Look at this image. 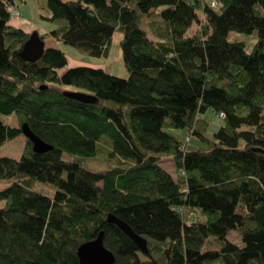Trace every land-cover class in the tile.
I'll return each mask as SVG.
<instances>
[{"label":"trees","instance_id":"trees-1","mask_svg":"<svg viewBox=\"0 0 264 264\" xmlns=\"http://www.w3.org/2000/svg\"><path fill=\"white\" fill-rule=\"evenodd\" d=\"M15 1L0 0V146L26 123L52 149L34 153L24 137L19 158L0 156V180L17 179L0 190V264H79L78 247L100 232L113 264H264V0H45L49 36L90 58H107L121 34L123 78L60 73L59 49L22 60ZM238 35L255 38L250 52ZM168 129L203 146L186 150Z\"/></svg>","mask_w":264,"mask_h":264},{"label":"rangeland","instance_id":"rangeland-1","mask_svg":"<svg viewBox=\"0 0 264 264\" xmlns=\"http://www.w3.org/2000/svg\"><path fill=\"white\" fill-rule=\"evenodd\" d=\"M16 7L19 10L22 16H26L29 19L30 25H31V32L36 31L38 34L42 32L44 27H49L50 24L46 21H43L41 18V15L45 16V8L43 9V5L45 3V0H16ZM41 8V10H39ZM19 13V14H20ZM15 15V14H14ZM13 18L19 19L22 16H14ZM22 26L20 24L15 23V26ZM194 26L190 29L189 33H191L194 30ZM237 35V34H236ZM234 35H230L232 38ZM240 36V35H238ZM242 38V41L245 43V50L246 52H250L252 50L254 40L255 38L250 37L246 38L243 36H240ZM117 42V41H116ZM55 43V42H54ZM45 47H56L59 48L64 54L66 59L69 61L70 64L71 60L79 61L81 64L84 65H95L93 62H98L101 65H103L106 68V71L110 72L113 76L123 78L126 77V71L123 68V65L121 63V58L118 60L117 58H112V61L110 64L104 60L96 59V58H90L83 53H81L79 50L65 45V44H56L53 45V42L50 40H46L44 42ZM120 52L119 45L117 43H113L111 47V53L114 56V53ZM112 56V57H113ZM69 66V65H68ZM68 67H65L64 69L60 70L59 72H64ZM201 117L207 122L208 124V132L210 131H216L222 124V120L218 118V116L210 109L206 110L205 113L201 115ZM10 123L13 121L8 120ZM168 133L175 136L179 142H181L183 145H186V150H195L199 148V146H203V144L197 139L196 137L189 134V132L186 129H168L166 130ZM26 145L25 138L20 135L16 137L13 140L5 142L3 145L0 146V156H8L11 158H19L23 152ZM161 166L168 172L174 174V170L171 164L170 159H162L161 160ZM93 167H97L92 165ZM17 179H10V180H0V190L7 187L11 182L16 181ZM34 190L42 193L45 196H51L53 194L54 188L50 185L41 184V183H35L34 184ZM7 205V201L0 200V208H3ZM227 239L233 243H236L237 245H241V241L239 236H237V233L235 231H231L227 235Z\"/></svg>","mask_w":264,"mask_h":264},{"label":"water","instance_id":"water-1","mask_svg":"<svg viewBox=\"0 0 264 264\" xmlns=\"http://www.w3.org/2000/svg\"><path fill=\"white\" fill-rule=\"evenodd\" d=\"M44 53V42L40 38L37 32L29 34L28 39L24 42L19 57L26 62H36L41 58ZM44 90V87H40ZM63 96L79 101L84 104L96 103L97 99L91 95L78 92V91H64ZM22 136L25 137L31 144V149L34 153H45L52 148L48 144L44 143L29 129L26 123L21 125ZM108 222L116 225L121 229L138 247L139 250L147 252L145 240L136 235L125 223L116 219L113 215H108ZM102 232L90 242H86L80 245L77 249L76 255L79 264H113L114 257L110 251H108L102 242Z\"/></svg>","mask_w":264,"mask_h":264},{"label":"crops","instance_id":"crops-1","mask_svg":"<svg viewBox=\"0 0 264 264\" xmlns=\"http://www.w3.org/2000/svg\"><path fill=\"white\" fill-rule=\"evenodd\" d=\"M8 7H10V6H8ZM12 8H14L17 12L20 10V9L18 10L17 7H12ZM39 10H41V8H39ZM48 15H49L48 11L45 10V16H48ZM10 16H11V18H10V21L8 22V25L9 26H12V27H14L16 29H19V30L23 31L24 34L28 35V37H29V34L32 33L31 32V25H30L29 19L26 16H22L21 13H20V16H22V17L20 18V20L13 18L12 15H10ZM41 16H43V15H41ZM15 23L20 24L22 26H19V25L15 26ZM51 30H52V26L51 25L49 27H44V29L42 30V32L39 33L38 35L43 40V42H46V40H50L51 42H53V45H55V43L56 44H62L61 42L56 41V40L52 39L49 36V33H50ZM121 38H122V36H121L120 33H114L113 36H112L111 46H110V50H109L108 57L105 58V59H103L104 61L108 62L109 64L112 61V58H117L118 60H120V58H121V52H117V53L115 52L114 53L115 54L114 56L111 53V47H112L113 43H117V45H119V43L121 41ZM56 46L55 47H45V45H44V51H45L46 48L59 49ZM68 62L69 61L67 60V66L66 67H68V68H73V67H77V66H90V65L81 64V62L74 61V60H71L70 64ZM93 63L95 65H91L90 67L99 68V69H103L104 71H106V68L103 65H101L100 63L99 64H98V62H93ZM106 72L109 73V74H111L108 71H106Z\"/></svg>","mask_w":264,"mask_h":264},{"label":"built area","instance_id":"built-area-1","mask_svg":"<svg viewBox=\"0 0 264 264\" xmlns=\"http://www.w3.org/2000/svg\"><path fill=\"white\" fill-rule=\"evenodd\" d=\"M213 4H215V2L213 1L212 2ZM8 12H9V14L10 15H14V16H16V17H18L20 14L14 9V8H12V7H8Z\"/></svg>","mask_w":264,"mask_h":264}]
</instances>
